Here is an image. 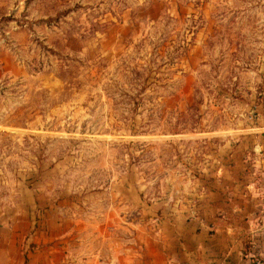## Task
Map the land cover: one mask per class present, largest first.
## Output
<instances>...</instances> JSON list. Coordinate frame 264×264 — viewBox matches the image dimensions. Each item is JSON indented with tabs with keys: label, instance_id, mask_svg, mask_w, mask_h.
<instances>
[{
	"label": "rangeland",
	"instance_id": "374dc122",
	"mask_svg": "<svg viewBox=\"0 0 264 264\" xmlns=\"http://www.w3.org/2000/svg\"><path fill=\"white\" fill-rule=\"evenodd\" d=\"M242 157L262 179L264 0H0L8 214L139 248Z\"/></svg>",
	"mask_w": 264,
	"mask_h": 264
},
{
	"label": "crops",
	"instance_id": "0c3cea01",
	"mask_svg": "<svg viewBox=\"0 0 264 264\" xmlns=\"http://www.w3.org/2000/svg\"><path fill=\"white\" fill-rule=\"evenodd\" d=\"M252 165L242 157L230 168L215 167L201 185L194 218H163L157 235L145 226L139 248L61 245L54 222L41 223L35 204L13 216L0 199V264H249L264 256V176ZM73 228L71 223L61 234L64 239Z\"/></svg>",
	"mask_w": 264,
	"mask_h": 264
},
{
	"label": "built area",
	"instance_id": "2783aa9c",
	"mask_svg": "<svg viewBox=\"0 0 264 264\" xmlns=\"http://www.w3.org/2000/svg\"><path fill=\"white\" fill-rule=\"evenodd\" d=\"M249 264H264V256H255Z\"/></svg>",
	"mask_w": 264,
	"mask_h": 264
}]
</instances>
